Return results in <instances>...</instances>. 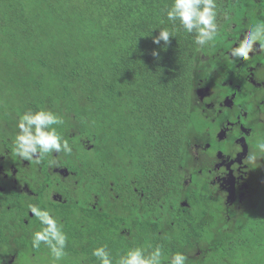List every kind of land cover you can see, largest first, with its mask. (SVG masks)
Returning <instances> with one entry per match:
<instances>
[{
	"label": "flooded vegetation",
	"instance_id": "flooded-vegetation-1",
	"mask_svg": "<svg viewBox=\"0 0 264 264\" xmlns=\"http://www.w3.org/2000/svg\"><path fill=\"white\" fill-rule=\"evenodd\" d=\"M258 21L249 13L229 28L224 21L215 44L200 48L192 75L189 138L175 146L177 156L183 154L186 161L176 164L166 180L151 170L154 163L135 158L147 157L145 147L124 148V154L106 157L101 137L66 136L64 124L57 127L72 145L71 154H49L40 164L22 160L14 155L13 138L18 114L27 110L11 109L0 118L3 264H50L46 246L32 247V232L40 225L30 204L50 208L63 222L68 255L61 264L94 262L92 249L102 245L101 239L111 247L117 238L134 242L174 234V228L190 233L203 225L206 246L217 224L212 222L215 212L221 215L219 227L226 230L255 211L264 199V158L255 168L244 161L264 139V53L250 54L244 61L232 59L228 50ZM8 63L0 59V66ZM61 116L72 120L71 114ZM237 144L241 151L232 156L229 151ZM122 156L125 168L118 163ZM100 220L104 227L96 225Z\"/></svg>",
	"mask_w": 264,
	"mask_h": 264
},
{
	"label": "trees",
	"instance_id": "trees-1",
	"mask_svg": "<svg viewBox=\"0 0 264 264\" xmlns=\"http://www.w3.org/2000/svg\"><path fill=\"white\" fill-rule=\"evenodd\" d=\"M171 2L20 0L16 11L31 13L24 23L10 17L9 10L16 11L3 5L8 17H0V26L6 25L13 32L7 34L6 29L0 28V52L10 49L5 55L13 58V63L0 66V95L3 92L18 99L19 108L26 110L43 106L60 115L71 114V122L80 125H94L98 115L105 120L101 126L107 134L114 128L112 117L118 118L119 107L133 101L126 112L134 127L128 123L130 126H126L121 137L131 133L130 138L136 142L146 133L151 135L147 142H153V136H157L156 144L161 143L157 147L180 145V138L173 135L174 122L170 125L168 121L178 118L181 112L187 113L192 99L194 63L201 56L200 48L193 43L194 34L184 32L179 22L176 37H171L170 43H154L160 28L173 27L165 12ZM218 3L222 14L218 18L220 30L223 21L229 28L248 13L264 15V4L259 0H218ZM46 35L50 38H44ZM51 49L53 52H48ZM87 109L96 115L83 118ZM115 123L117 134L122 121ZM119 139L125 143L123 138ZM153 145H144L150 158L146 162L156 166L157 159L148 150ZM124 148L135 147L125 144ZM162 159L168 164L167 152ZM215 214L212 222L217 224L212 227L206 246V230L200 225L196 232L179 233L174 228V234L148 235L134 242L117 238L108 248L116 257L127 247L144 241L162 244L169 256L177 251L185 253L187 264H264V199L255 211L249 210L226 230L219 227L221 215ZM101 220L96 223L100 228L104 227ZM204 248H210L208 254L205 251L197 254ZM89 264H97L96 258Z\"/></svg>",
	"mask_w": 264,
	"mask_h": 264
},
{
	"label": "clouds",
	"instance_id": "clouds-1",
	"mask_svg": "<svg viewBox=\"0 0 264 264\" xmlns=\"http://www.w3.org/2000/svg\"><path fill=\"white\" fill-rule=\"evenodd\" d=\"M260 3L264 4V0H260ZM165 12L173 27L171 30L160 28L159 34L154 37L155 44L159 45L161 41L165 45L170 43V38L176 37L177 22L184 32L194 34L193 43L198 49L215 44L220 32L218 18L221 12L218 0H172L166 5ZM247 29L243 38L240 34L235 40V46L229 48L228 56L232 59L248 61L253 56L250 54L264 53V20ZM63 124L64 118L48 108L29 109L18 114L15 126L17 131L13 138L14 155L40 164L49 154H71L72 145L57 127ZM253 147L255 150L250 152L244 163L255 168L258 161L264 158V139L258 141L252 149ZM239 151L241 147L237 144L229 152L235 156ZM28 207L40 225L32 232V247L40 249L41 245L46 246L51 257L50 264H61L68 255V235L63 222L50 208H42L37 204H30ZM91 255L96 258L97 264H187L188 260L183 252L177 251L169 256L165 254L162 244L151 243L127 247L116 257H113L107 244H102L93 248ZM0 264H3L2 260ZM80 264H84L83 260Z\"/></svg>",
	"mask_w": 264,
	"mask_h": 264
},
{
	"label": "rangeland",
	"instance_id": "rangeland-1",
	"mask_svg": "<svg viewBox=\"0 0 264 264\" xmlns=\"http://www.w3.org/2000/svg\"><path fill=\"white\" fill-rule=\"evenodd\" d=\"M21 1H23V0H21ZM19 2H20V0H0V9H2L0 11V17H2V18L8 17L5 15V11H7V10H5L3 8V5H6L9 8H13L16 11L19 4H20ZM158 4H159V2L156 1V5H158ZM259 12H260V10H259ZM30 14L31 13L29 11L13 12L12 10H9L10 17H16L17 20L19 19L20 23H24L25 19L28 18ZM250 15L253 17L254 20H261L262 19V16H259L255 13H250ZM20 26H23V24H21ZM0 28L3 31H5L6 25H2V26H0ZM12 32H13V30L11 28L6 29L7 34H11ZM44 38H50V36L46 35ZM8 52H10V49L1 51L0 52V59L5 61V62L9 61V62L13 63V58H11V57L7 58V56L5 55ZM48 52H53V51L51 49V50H48ZM0 73H1V69H0ZM132 102H130L128 105H123V106L119 107V116H118V118L112 117V121L114 122V128L112 129V132L109 131V134H107L105 132V130L103 129V127L101 126V125H105V120L102 117L97 115L96 116L97 119L95 118L94 125H92V126L91 125H80V124L71 122L72 120L70 118L65 119L64 120L65 135L66 136L71 135V137H76V138L80 137L81 134L86 136V137H89V138H93L94 136H97L99 138L101 137L103 139V143L105 146L102 148V150L106 156H109V155L118 156V155L124 154L123 150H124L125 144L127 147H129V146L130 147H137L140 149L144 148L145 143H146V146L148 144H154L153 146L148 148L149 154L152 155L153 157H156V159H157L156 166L153 169L155 171V174H158L162 178V180H164V179L166 180L167 177H170V174H172L173 170L175 169L176 164L181 165L182 161H186V159H185L183 154L177 156V154L175 153L176 148H175V145L173 143L168 144V145H164L162 147H157L158 145L161 144V143L156 144V138L155 137H157V136H153V138H152L153 142H147L148 141L147 139H150L151 135L147 136L146 133H142V135L140 136V138L136 142L130 138L131 133L127 137H121L120 136L121 134H124L126 126H130L132 124V126L134 127L133 120H131V119L129 120V117L127 114L131 108ZM0 103L2 104V107H0V118H2V117L6 118V116L9 115V110L18 109L19 107H21V102H19L18 99H14V98H11L9 96H6L3 92L0 95ZM40 108H45V107L42 106ZM127 110H128V112H126ZM85 113L86 114L83 115V118H86V116L91 117V116L96 115V113L94 111H92L91 109L85 110ZM187 113H189V115ZM187 113L181 112L180 113L181 116L179 115L178 118L172 117L171 122H170V119L168 121V123H170V125L173 124V122H174V126L172 128L174 138H184V139L179 141L180 145H181V142L183 140L189 138L190 128H188V127L191 123V116H192L189 108L187 110ZM122 117H123V119H122ZM118 121H122V123L120 125L119 132L116 134L115 127H117V124L115 122H118ZM128 123L130 125H127ZM74 133L76 135H73ZM119 138H123L125 143H120L121 140ZM164 152H167V157L169 160L168 164L166 163V161H164L162 159ZM135 158L138 161L143 162V163H145L146 161H148L150 159L149 157H144L141 154H137ZM117 159H118V163H120L124 167V165L126 164L124 157L122 156L121 158L119 157ZM171 166H174V167H171ZM237 223H238V221L236 222V224ZM77 259H79V258H77ZM69 261L72 262L73 264H79V263H75L72 260H69Z\"/></svg>",
	"mask_w": 264,
	"mask_h": 264
}]
</instances>
